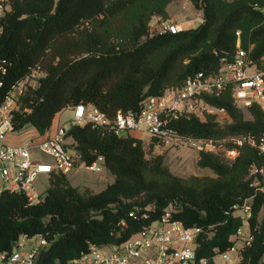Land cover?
<instances>
[{
    "label": "trees",
    "instance_id": "trees-1",
    "mask_svg": "<svg viewBox=\"0 0 264 264\" xmlns=\"http://www.w3.org/2000/svg\"><path fill=\"white\" fill-rule=\"evenodd\" d=\"M170 1L14 0L0 21V60L7 63L6 74L0 71L1 93L33 68L44 73L24 94L14 131L45 136L57 115L79 104L93 105L109 118L120 110L138 111L150 96L180 88L200 72H219L223 62L234 59L238 45L264 71V0H191L203 13L198 27L150 34L152 17H166ZM203 100L225 109L230 120L222 123L216 114L180 118L172 126L184 140L264 139L260 104L248 107L246 119L230 90ZM67 138L86 164L104 157L113 182L98 193L82 192L66 174L54 173L44 201L34 205L24 194L3 192L0 253L12 252L21 235L42 234L52 244L37 264H69L91 245L129 240L172 209L173 219L202 229L197 257L213 264L243 224L234 207L249 200L253 239L237 264H264V152L258 147L244 144L235 160L200 152L198 166L214 176L184 178L170 170L163 155L148 158L145 143L130 134L70 125ZM233 147L230 143L227 150ZM134 210L147 218L130 216Z\"/></svg>",
    "mask_w": 264,
    "mask_h": 264
},
{
    "label": "built area",
    "instance_id": "built-area-1",
    "mask_svg": "<svg viewBox=\"0 0 264 264\" xmlns=\"http://www.w3.org/2000/svg\"><path fill=\"white\" fill-rule=\"evenodd\" d=\"M14 0H0V21L11 10ZM154 20L150 31L154 33L178 34L185 30L182 24L166 21L154 30ZM2 28L0 27V36ZM153 34V33H151ZM239 36L240 33L238 32ZM6 61L0 60V71L6 74ZM251 62L245 50L238 49L231 62H223L219 72L206 74L200 72L186 80L180 88H170L161 96L146 98L138 111H118L113 118L107 117L93 105L79 104L72 107L71 125L96 127L114 131L117 135L130 134L134 131L146 133L155 146L168 145L173 142H185L172 124L180 118L199 117L202 120L207 114H225V109H216L203 100V96H220L230 90L239 107L248 108L253 103L264 109V76L262 73H250ZM44 76L39 68H33L22 80L15 83L2 95L4 87L0 81V195L9 191L24 194L31 205L44 201L46 191L37 189V182L46 177L48 183L54 173L68 174L71 171L85 169L100 173L106 168L104 157H98L93 163L86 164L72 144L67 143V130L61 125L50 136L37 140L30 139L20 145H12L7 136L14 131L13 120L22 112L24 94L34 87ZM24 111L28 112V109ZM152 143V142H151ZM200 152L218 153V144L212 140H189ZM233 148L227 150L226 157L235 160L239 156V147L249 144L264 152V139L252 136L233 137L230 139ZM48 159V160H46ZM257 172V170H255ZM234 215L241 217L243 224L231 237L233 245L225 252L219 253L213 264H237L242 258L243 250L253 239L248 221L252 217L249 200L242 207H234ZM130 216L147 218L134 210ZM202 233L200 228H188L181 221L173 219L172 209H167L160 219L144 226L129 240L105 247L91 245L88 252L69 264H211L207 258H198L197 239ZM52 244L45 235H21L12 252L0 253V264H37L40 254Z\"/></svg>",
    "mask_w": 264,
    "mask_h": 264
},
{
    "label": "rangeland",
    "instance_id": "rangeland-1",
    "mask_svg": "<svg viewBox=\"0 0 264 264\" xmlns=\"http://www.w3.org/2000/svg\"><path fill=\"white\" fill-rule=\"evenodd\" d=\"M228 1L233 2L234 0ZM166 11V17L158 15L152 17L151 21L154 20L155 23L154 30L157 31V29L162 26V23L166 21L180 23L183 25L185 30L196 28L203 22L202 11L197 9L193 5L191 0H171L166 7ZM149 32L150 34L154 33L152 31ZM249 72L262 73L264 76V71L260 70L255 64L250 65ZM240 109L244 112V116L246 119L251 118L248 108L240 107ZM72 115V110L67 109L60 114L58 120L61 124H64L65 127L68 128L71 125L70 120ZM216 116L217 119L222 123L229 122L230 120L228 114H216ZM35 136L36 134L31 133L30 130L24 132H11L7 136V141L12 145H20L22 143L30 141V139L34 138ZM148 137L150 136H148L147 134L142 136V138L138 137L145 143L147 157L150 158L153 156L163 155L165 157L166 164L175 175L184 178H188L191 176H214L211 170L203 169L198 166L197 162L200 151L192 146L189 141H178L168 145L159 144L157 146L151 147L152 141H149L150 139H148ZM66 141L68 145L71 144L69 140ZM229 141V139H226L217 143L218 153H223L226 156L225 152L227 151V146L230 144ZM66 175L69 178L70 183L82 192L90 191L96 193L97 191L103 189L110 182H112V180H114V177L108 172L106 168H104V170L100 173H92L85 169H79L71 171ZM36 185L37 189L40 191H46L49 187V183L46 177L41 178ZM2 186H4V183L0 179V187ZM217 262L221 264L219 258H217Z\"/></svg>",
    "mask_w": 264,
    "mask_h": 264
},
{
    "label": "crops",
    "instance_id": "crops-1",
    "mask_svg": "<svg viewBox=\"0 0 264 264\" xmlns=\"http://www.w3.org/2000/svg\"><path fill=\"white\" fill-rule=\"evenodd\" d=\"M69 109H71V108H69ZM62 113H63V112H62ZM59 116H60V114L56 116V118H55V120H54V123H53V126H52L51 130H50L45 136H40L37 132H33V131H31V133H35V134H36L35 137H37V140H42V139H44V138H46V137L52 135V134L57 130L58 127H60L61 125H64V124H61V123L59 122V120H58ZM64 126H65V125H64ZM130 135L133 136V137H135V138H138V137H141V138H142V136L146 135V133L139 132V131H134V132H131ZM148 136H149V135H148ZM138 139H140V138H138ZM148 139H150L149 141H151V138H150V137H148ZM67 140H69V141L71 142V144H73V140H72V138H67ZM149 141H148V143H149ZM68 174H69V173H68ZM112 182H113V180H112ZM112 182H110L109 184H111ZM109 184H108V185H109ZM106 187H107V185H106L103 189L97 191L96 193H98V192L104 190ZM217 258H219V257H217ZM217 258H216V260H217Z\"/></svg>",
    "mask_w": 264,
    "mask_h": 264
}]
</instances>
